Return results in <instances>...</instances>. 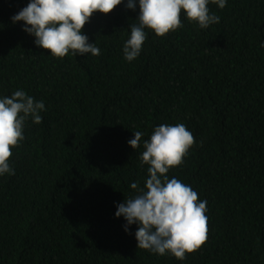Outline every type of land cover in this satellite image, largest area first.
<instances>
[{"label": "trees", "instance_id": "obj_1", "mask_svg": "<svg viewBox=\"0 0 264 264\" xmlns=\"http://www.w3.org/2000/svg\"><path fill=\"white\" fill-rule=\"evenodd\" d=\"M29 0H0V97L22 89L43 100L12 149L15 174L0 176V264H264V0L209 3L220 22L147 32L124 59L126 0L82 29L100 55L63 59L11 18ZM183 123L195 137L167 173L207 201L208 239L183 261L137 248L117 205L143 187V141ZM144 135L133 149L134 132Z\"/></svg>", "mask_w": 264, "mask_h": 264}, {"label": "clouds", "instance_id": "obj_2", "mask_svg": "<svg viewBox=\"0 0 264 264\" xmlns=\"http://www.w3.org/2000/svg\"><path fill=\"white\" fill-rule=\"evenodd\" d=\"M122 0H29L17 14L13 23L23 21V30L35 37L34 43L49 50L54 57L66 55H100L95 43H89L82 29L95 12L108 14ZM137 23L129 25L130 36L124 42V59H136L147 39L145 29L163 37L183 27L181 12L201 29L220 22L211 13L209 3L223 9L227 0H138ZM125 7L135 11L136 0H126ZM261 46H264L262 44ZM46 111L43 100L36 101L24 90H15L10 96L0 97V176L14 175L9 160L12 149L25 139L24 125L31 117L33 123H42L40 113ZM144 133L134 132L128 144L135 150L141 146ZM196 143L193 134L183 123L156 126L150 139L143 141L140 155L142 165H148V177L143 187L131 183L136 194L117 205L116 217L126 220L124 229L137 224V248L164 256L173 255L183 261L208 239L207 201L200 200L191 186L179 179L168 177L173 167L183 164L184 157Z\"/></svg>", "mask_w": 264, "mask_h": 264}]
</instances>
